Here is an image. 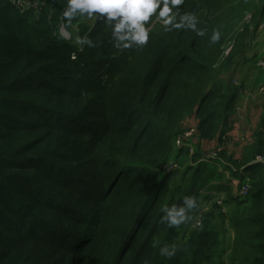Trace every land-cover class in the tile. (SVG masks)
<instances>
[{
	"label": "trees",
	"instance_id": "16d2710c",
	"mask_svg": "<svg viewBox=\"0 0 264 264\" xmlns=\"http://www.w3.org/2000/svg\"><path fill=\"white\" fill-rule=\"evenodd\" d=\"M64 7L0 0V264H264V166L253 163L264 93L252 95L260 68L246 54L264 0H184L204 36L153 16L147 45L128 49L97 15L74 19L65 39ZM85 35L95 47L76 42ZM193 142L194 161L200 143L217 145L222 171H175ZM225 172L248 184L244 197L211 199ZM185 196L197 199L192 219L162 223ZM165 244L178 247L171 259Z\"/></svg>",
	"mask_w": 264,
	"mask_h": 264
},
{
	"label": "clouds",
	"instance_id": "9594fccd",
	"mask_svg": "<svg viewBox=\"0 0 264 264\" xmlns=\"http://www.w3.org/2000/svg\"><path fill=\"white\" fill-rule=\"evenodd\" d=\"M183 3L184 0H65V7L61 10V17L65 23L60 25L59 34L68 35L67 27L74 19L97 15L110 27L117 48L128 49L134 45H147L150 31L146 24L153 16L162 23L165 31L191 29L197 36H204L205 30L197 27L195 13L180 14L179 6ZM220 38L221 32L214 29L210 41L216 43ZM76 42L82 46H96L87 35L77 36ZM75 58L73 54L72 59ZM196 207V197L185 196L182 204L166 206L163 209L161 222L170 227H179L192 219L190 213ZM177 251L178 247L175 244H165L159 249L160 255L169 259L174 257Z\"/></svg>",
	"mask_w": 264,
	"mask_h": 264
},
{
	"label": "rangeland",
	"instance_id": "374dc122",
	"mask_svg": "<svg viewBox=\"0 0 264 264\" xmlns=\"http://www.w3.org/2000/svg\"><path fill=\"white\" fill-rule=\"evenodd\" d=\"M249 41L251 42V49L247 50L246 51V54L248 56H250L253 52H256L257 55H258V61H257V66L259 67V62L260 60H262V62L264 61V23H261L258 27V29L256 30V32L253 34V36L249 39ZM259 83H261L257 89L261 86H263V80H264V66L263 67H259ZM262 75V76H261ZM263 81V82H262ZM237 84V83H235ZM263 84V85H262ZM261 87L258 89L257 92H254L252 95L253 97H256L258 95L259 97V94H260V89ZM252 92V91H251ZM263 99H264V94L263 95H260ZM241 121H245L244 119V115L241 113L240 114V118H239ZM189 125H193L192 123H189ZM193 127V126H192ZM244 131V134L242 135L243 137V141L246 142V140L248 139V136H249V131H247V128L244 127L243 130ZM236 134H240L238 128L236 130ZM247 136V137H246ZM196 142V140H195ZM195 142H193L191 144V147H192V152L188 153V156L187 158L183 157L181 158V162H177L175 159L171 160V163L172 164H175L176 165V168L174 169L175 171H178V172H185L186 174V178L190 175V173H194L195 172V178L196 179H199L200 177V174L199 173H196V172H199L200 170H210L211 168L208 167V165H212L216 168H218L215 164V162H213V160H206V161H202L201 160V156H204L206 154H209L211 153L212 151H215L217 150L218 146L215 145L214 147H211L213 144H209V145H205V144H201L200 143V149H201V155L200 157L197 159V161H194V160H191V156L192 154L194 153V148L196 147V144ZM237 142H235L233 144V146H235ZM183 142L181 140L177 141L176 143V146L177 147H181L183 146ZM210 147V148H209ZM206 148H209L207 151H203L205 150ZM220 156H221V153H220ZM179 160V161H180ZM207 165V166H205ZM213 170V169H211ZM219 171H222L220 170V167H219ZM181 172V173H182ZM210 172V171H209ZM225 174H227V172H225ZM212 183H217V181H211V183L209 184L210 186L212 185ZM238 188V187H237ZM230 189V188H229ZM211 195V194H210ZM211 199H214V197L211 195Z\"/></svg>",
	"mask_w": 264,
	"mask_h": 264
},
{
	"label": "built area",
	"instance_id": "2783aa9c",
	"mask_svg": "<svg viewBox=\"0 0 264 264\" xmlns=\"http://www.w3.org/2000/svg\"><path fill=\"white\" fill-rule=\"evenodd\" d=\"M45 1L46 0H10V2L12 3V5L14 7H18L20 9H25L28 7H33V9H37ZM63 37L65 39H68V35H64ZM259 65H260V67L264 66L263 63H260ZM263 91H264V86H263ZM193 132H194L193 129L186 130L182 133V136L191 137ZM216 156H217L216 151H214V152L208 154L206 156V158L207 159H214V158H216ZM254 161L264 165V156H256ZM167 169L173 170L174 165H173V167L172 166L167 167ZM248 190H249L248 184L244 183V184H242V186L240 187V189L238 191H235V196L244 197L248 193Z\"/></svg>",
	"mask_w": 264,
	"mask_h": 264
},
{
	"label": "crops",
	"instance_id": "0c3cea01",
	"mask_svg": "<svg viewBox=\"0 0 264 264\" xmlns=\"http://www.w3.org/2000/svg\"><path fill=\"white\" fill-rule=\"evenodd\" d=\"M232 134L236 135V131ZM211 166L212 165H209L208 167H211ZM212 167L219 171V166H217L218 168H216L214 166H212ZM220 170H222V169L220 168ZM225 176H226V179H224L221 183L222 187L220 189H222V190H218L217 192H214V191L211 192V195L214 197V200H216V201L220 200V199L223 201L225 199V197L234 195L235 189L237 187H239V185H240V182L237 178L230 177L228 174H225ZM226 180H227V182L224 183V181H226Z\"/></svg>",
	"mask_w": 264,
	"mask_h": 264
},
{
	"label": "bare ground",
	"instance_id": "6f19581e",
	"mask_svg": "<svg viewBox=\"0 0 264 264\" xmlns=\"http://www.w3.org/2000/svg\"><path fill=\"white\" fill-rule=\"evenodd\" d=\"M47 1V0H46ZM260 63H263L262 61H260L259 62V64ZM264 64V63H263ZM260 66V65H259ZM264 86V85H263ZM263 86L261 87V89H260V94H263L264 93V91H263ZM207 156V155H206ZM206 156L203 158V159H201L202 161H206L207 160V158H206ZM208 160H213V159H208ZM253 163H256V164H260V163H257V162H255V161H253ZM261 166H264L263 164H260ZM239 189L238 188H236L235 189V191H238Z\"/></svg>",
	"mask_w": 264,
	"mask_h": 264
}]
</instances>
